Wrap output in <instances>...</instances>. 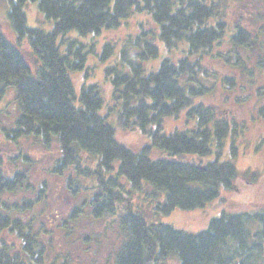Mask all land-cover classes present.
Segmentation results:
<instances>
[{
  "label": "trees",
  "instance_id": "trees-1",
  "mask_svg": "<svg viewBox=\"0 0 264 264\" xmlns=\"http://www.w3.org/2000/svg\"><path fill=\"white\" fill-rule=\"evenodd\" d=\"M5 1L17 45L29 41L38 67L34 75L23 52L0 28V98L12 89L18 110L13 128L4 131L6 141L18 144L20 139L32 138L45 148L56 142L60 157L52 173L68 174V190L74 197L81 192L86 195L84 205L95 218L122 206L120 226L126 238L115 264H162L169 257L178 259L179 264H263L264 214L225 213L212 220L206 231L191 234L148 222L147 215L133 209V193L126 195L118 179L124 178L133 190L142 185L152 187L154 209L165 215L203 208L219 197L221 188L235 189L239 172L232 163L195 164L182 157L210 154L214 137L221 146L230 130L229 117L194 102L216 87L217 79L213 81V75L203 67L204 59L236 67L240 78L256 77L254 70L264 72L263 26L257 33L246 25L233 24L234 36L227 43H233L234 48L228 54L218 41L221 31L231 29L226 12L243 0ZM30 2L37 3L44 17L53 21L50 32L28 27L25 7ZM142 10L152 17L165 48L172 52L182 46L183 56L176 62L165 59L151 72L144 63L158 56L152 40L137 37L129 43L134 54L128 48L122 52L129 71L115 70L111 80L115 93L121 91L113 94L121 106L119 123L139 127L151 137L149 146L133 151L116 140L114 128L99 114L104 101L97 86H83L76 97L70 72L83 67L86 53L84 44L68 35L75 31L86 37L116 29ZM111 51L110 45L105 46L106 53ZM242 51L250 53L256 69L249 68ZM219 84L228 91L237 85V79L223 77ZM185 109L195 120L193 131L163 134L165 118H178ZM259 114L264 117V107ZM154 148L164 156L152 159ZM16 155L28 160L21 150ZM87 155L94 162L86 161ZM6 164L0 154V264H42L45 247L39 244L32 222L18 215L38 205L45 185L39 186L35 200L13 201L11 196L27 185V170L10 171ZM244 175L255 181L251 171ZM78 211L76 208L75 214ZM6 237L14 241L8 243Z\"/></svg>",
  "mask_w": 264,
  "mask_h": 264
},
{
  "label": "rangeland",
  "instance_id": "rangeland-1",
  "mask_svg": "<svg viewBox=\"0 0 264 264\" xmlns=\"http://www.w3.org/2000/svg\"><path fill=\"white\" fill-rule=\"evenodd\" d=\"M6 13L7 3L0 0L2 33L23 52L35 75L38 67H35V58L29 41L25 39L17 45ZM25 13L29 28L47 32L52 30L53 21L44 17L37 3H28ZM226 14L229 17L227 22L231 26L233 22H237L259 33L260 27H264V0H243L240 3H233ZM158 33L150 14L147 10H142L123 20L116 29H105L99 34H90L86 37L75 31L68 35L69 38L77 39L80 44H84L86 53L83 67L70 72L76 97H79L83 86H97L104 101L99 114L106 117L107 123L114 128L116 140L133 151L149 146L151 137L144 134L139 127L128 128L120 125L121 106L113 94H120L121 91L115 93L111 80L115 70L129 71V66L122 61L121 55L126 48L130 51L135 50L129 43L137 37L152 40L158 48V56L144 63L148 71L156 72L165 59L176 62L183 56L182 46L169 52L159 39ZM261 38L264 41V37ZM107 45L112 47L110 54L105 52ZM233 48L226 45L223 53L228 54ZM241 54L243 59L247 60L249 68L254 69L256 66L250 53L242 51ZM207 59L206 61L204 59L203 67L213 75V81L217 79L216 87L212 93L198 97L194 102L204 103L215 109L219 115L229 117L230 130L221 146H218L214 137L210 154L182 158L195 164H208L216 160L232 163L239 172L238 178L234 181L235 189L221 188L219 197L206 203L203 208L175 210L165 215L154 209L156 200L152 196L154 192L152 187L142 185L140 190H133L124 178H118L123 185L124 193L126 195L133 193L131 197L133 209L147 215L148 222L169 225L191 234L206 231L212 220L221 218L225 213L264 214V117L259 114L260 108L264 107V72L254 70L258 73L256 77L240 78V72L236 67ZM109 69L113 71L108 73ZM223 77L236 78L237 85L224 91L223 86L219 84ZM17 117L15 93L12 89H7L6 94L0 98V154L7 162V170H27L25 183L28 186L25 185V188L11 196L13 201L35 200L39 186L45 185L38 205L31 211L18 215L23 221L32 222V230L38 233L39 244L42 243L45 247L42 264H115V257L126 238V233L120 226L122 206L117 205L114 213L95 218L91 209L84 205L86 195L81 192L74 197L68 190V174L57 176L52 173L55 161L60 157L56 142L50 148H45L32 138L20 139L18 144L9 139L6 141L4 131L13 128ZM194 128L195 120L185 109L178 118H165L162 133L168 135L176 130L191 133ZM18 150L28 157L26 162L18 158L16 155ZM164 154L154 148L151 158L163 157ZM85 159L90 163L94 162L89 155L85 156ZM248 171L255 176L254 182L245 177L244 174ZM76 208L79 209L78 214H75ZM6 241L12 243L14 240L6 237ZM162 264H179V260L169 257Z\"/></svg>",
  "mask_w": 264,
  "mask_h": 264
},
{
  "label": "flooded vegetation",
  "instance_id": "flooded-vegetation-1",
  "mask_svg": "<svg viewBox=\"0 0 264 264\" xmlns=\"http://www.w3.org/2000/svg\"><path fill=\"white\" fill-rule=\"evenodd\" d=\"M233 24H237V22H233ZM231 29L230 30H224V31H221L219 34H220V39H218V41H221L222 44H223V47H226V45H230L233 46V43L231 44H228L227 41H230L231 38H229L230 36L233 37L234 34H232L231 32H233V28L232 26L230 27ZM231 33V34H230Z\"/></svg>",
  "mask_w": 264,
  "mask_h": 264
}]
</instances>
